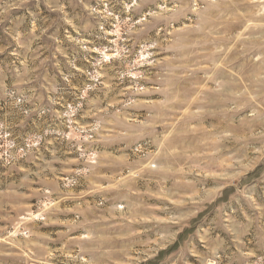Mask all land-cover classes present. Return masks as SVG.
<instances>
[{"label":"rangeland","instance_id":"374dc122","mask_svg":"<svg viewBox=\"0 0 264 264\" xmlns=\"http://www.w3.org/2000/svg\"><path fill=\"white\" fill-rule=\"evenodd\" d=\"M0 264H264V0H0Z\"/></svg>","mask_w":264,"mask_h":264}]
</instances>
